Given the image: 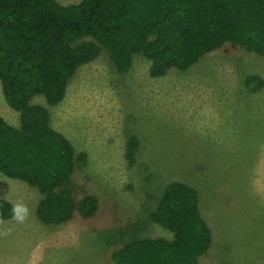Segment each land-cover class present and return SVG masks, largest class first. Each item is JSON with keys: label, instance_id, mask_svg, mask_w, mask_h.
I'll return each mask as SVG.
<instances>
[{"label": "rangeland", "instance_id": "1", "mask_svg": "<svg viewBox=\"0 0 264 264\" xmlns=\"http://www.w3.org/2000/svg\"><path fill=\"white\" fill-rule=\"evenodd\" d=\"M151 64L139 54L120 72L103 50L77 71L59 105L33 98L87 155L64 188L77 206L96 195L100 210L84 218L76 209L70 221L46 225L37 216L38 189L0 173V195L16 214L0 219V264H116L113 253L135 239H170L151 214L173 182L197 191L212 231L200 264H264V85L255 91L246 82L264 81V56L228 43L187 71L155 78ZM0 116L21 125L1 81ZM132 137L134 162L127 158Z\"/></svg>", "mask_w": 264, "mask_h": 264}, {"label": "trees", "instance_id": "2", "mask_svg": "<svg viewBox=\"0 0 264 264\" xmlns=\"http://www.w3.org/2000/svg\"><path fill=\"white\" fill-rule=\"evenodd\" d=\"M264 56V0H82L63 6L56 0H0V81L8 105L20 113L14 127L0 116V173L37 188V209L46 225L84 218L100 210L96 195L77 206L64 187L87 155L51 125L49 111L32 104L45 96L51 106L64 101L77 71L108 51L120 72L134 57L151 61L152 77L187 71L226 44ZM255 91L264 81L246 80ZM137 139L128 142L134 162ZM11 202L0 198V219L15 218ZM172 238H141L113 253L116 264H200L212 247V231L201 215L197 191L169 184L151 214Z\"/></svg>", "mask_w": 264, "mask_h": 264}, {"label": "crops", "instance_id": "3", "mask_svg": "<svg viewBox=\"0 0 264 264\" xmlns=\"http://www.w3.org/2000/svg\"><path fill=\"white\" fill-rule=\"evenodd\" d=\"M0 198L7 200L3 195H0ZM10 202V200H7Z\"/></svg>", "mask_w": 264, "mask_h": 264}]
</instances>
